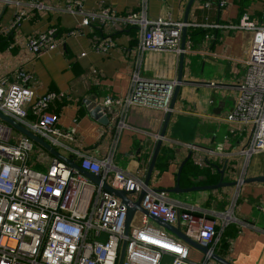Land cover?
Wrapping results in <instances>:
<instances>
[{"label":"crops","instance_id":"obj_1","mask_svg":"<svg viewBox=\"0 0 264 264\" xmlns=\"http://www.w3.org/2000/svg\"><path fill=\"white\" fill-rule=\"evenodd\" d=\"M67 1L0 0V33L5 30L12 38L9 46L0 43V75L24 68L32 74L30 85L34 96L48 91L61 94L51 107L57 117V126L74 129L73 140L62 139L67 147L58 149L61 154L69 156L71 152L78 151L102 159L114 146L113 168L144 179L165 112L157 107L118 104L117 109L124 112V117H121L123 126L115 134L111 128L92 118L84 104L89 96H96L98 102L105 97L120 101L128 94L130 73L138 56L135 30L116 29L111 25L105 28L93 23L90 27H82V33L66 37L53 50L33 54L28 48L27 38L32 34L55 26L62 29V34L80 25L78 15L62 11ZM187 1L147 0V17L182 22ZM138 2L82 0V6L96 10L100 5H108L117 14H122L136 8ZM202 2L194 0L188 13L183 65V77L187 82L178 92L150 177L149 187L155 190L174 187L178 168L188 158L185 146L173 144L172 140L196 144L200 148L220 144L226 154L210 159L220 161V165L228 159V165H234L235 172L224 173L225 181L238 178L243 167L245 177L264 175V152L252 155L245 166L244 158L235 152L246 144L248 134L227 118L235 102V86L242 76L251 34L245 30L189 25L193 22L221 25L236 22L241 6L258 24H263L264 0H226L219 9L215 6L204 9ZM37 3L42 6H36ZM18 15L21 16L19 21L12 26ZM196 27L207 29V33L202 37L196 33L190 35ZM94 35L110 37L112 45L107 51L92 48L91 37ZM177 67L178 55L174 52L145 51L141 54L140 74L143 77L175 79ZM209 82L215 85L209 86ZM42 149L36 143L29 160L32 168L41 171L49 165L51 155ZM195 153L199 157L206 156L201 149ZM190 161L195 164L191 158ZM207 165L202 163L198 166L203 168ZM203 178L191 177V180L196 183ZM138 193L132 195L133 199ZM166 196L181 208H190L194 213L208 217L230 213L232 219L229 223L235 224L239 231L226 240L227 249L222 254L215 250L217 240L214 252L232 264H264V182L243 183L217 190L166 192ZM142 215L136 211L132 219L138 221ZM149 221L165 238L161 243L173 246L179 241L171 232L153 220ZM168 240L172 242L168 243ZM203 254L188 245V259L198 261ZM170 260L167 255L162 258L164 264H169Z\"/></svg>","mask_w":264,"mask_h":264},{"label":"built area","instance_id":"obj_2","mask_svg":"<svg viewBox=\"0 0 264 264\" xmlns=\"http://www.w3.org/2000/svg\"><path fill=\"white\" fill-rule=\"evenodd\" d=\"M225 4L226 0H219L217 7ZM201 6L204 9L212 7L208 0H203ZM146 10L147 0H139L136 8L122 14H117L108 5L87 10L82 6V0H68L62 11L80 17L77 28L56 36V29L49 27L27 38L29 50L39 54L53 50L66 37L82 33V27H90L93 23L105 28L111 25L116 29L135 30L138 56L130 73L128 94L120 101L112 97L96 101L102 107V113L109 116L108 128L115 134L123 126L121 117H124V112L117 109L118 104L125 107L139 104L166 112L176 85V78L143 77L140 60L145 51H170L179 55L183 23L163 17L149 19ZM20 15L12 26L19 21ZM189 25L245 30L251 34L242 76L235 86V102L227 116L248 134L246 144L235 152L247 165L252 155L264 152V23L258 24L244 12L237 22L224 25L193 22ZM2 33H6L5 30ZM111 45L109 36L91 37L94 50L107 51ZM31 81L32 74L24 68L0 75V111L44 138L55 149L66 148L62 139L73 140L74 129L59 128L56 114L51 109L61 94L48 91L34 96ZM29 111L31 119L28 118ZM171 143L185 146L189 158L198 165H206L211 157L226 154L220 144L200 148L178 140ZM35 145L28 136L0 119V264H117L124 240L126 248L122 264H164L162 258L166 255L171 258L169 264H219L211 258L210 252H214L219 232L231 221L230 213L212 217L197 214L169 200L165 191L148 187L141 200L147 215L143 214L138 221L132 219L125 234L126 207L118 197L53 155H50L45 170L32 168L29 160ZM197 149L206 156L199 157L195 153ZM113 151L114 146L102 159L78 151L71 153L75 160L78 159L80 168L100 175L101 180L107 181L112 174L109 181L113 187L140 192L144 188L143 179L114 169ZM244 173L245 167L238 179L244 178ZM149 216L172 225L179 224L189 238L207 245L210 252L204 253L198 261L188 259V244L179 238L173 246L161 243L165 238L150 225ZM170 242L172 240H168Z\"/></svg>","mask_w":264,"mask_h":264},{"label":"water","instance_id":"obj_3","mask_svg":"<svg viewBox=\"0 0 264 264\" xmlns=\"http://www.w3.org/2000/svg\"><path fill=\"white\" fill-rule=\"evenodd\" d=\"M194 0H188L187 4L185 6V11L182 19L183 26L181 28V43H180V48L181 52L178 55V67H177V75H176V85L174 88V92L168 107V110L165 112V116L163 119V123L160 129V132L158 134V138L148 165V168L146 170L144 179H143V185L144 188L140 190L138 193L136 199H133L132 195L135 194L134 191H126L123 188H115L111 185L109 180H101L100 175H95L92 174L82 168L77 164L75 158L72 155L65 156L61 154L57 149L52 147L49 143H47L44 138L41 136L33 133L31 130L23 126L22 124L18 123L15 121L13 118L3 114L0 111V119L8 124L10 127L16 129L20 133L28 136L30 139H32L35 143H37L40 147H42L44 150L49 152L51 155L57 157L61 161L66 162L70 166L76 168L80 173L85 175L87 178H89L91 181L94 183H101L102 187L109 191L112 195L118 197L121 201L122 204L125 205L126 207V218H125V224H124V233L127 234L129 230V225L130 222L135 214L136 211L142 212L143 214L147 215V212L144 208L141 206V200L142 197L146 193V188L149 187V182H150V177L154 169V164L158 155V151L161 147L162 144V139L165 136L166 128L171 116V113L174 109V104L176 101V98L178 96V92L181 88V85L187 82L184 80L183 77V65H184V54H185V49H186V35H187V23H188V13L189 10L193 4ZM96 96H89L85 98L84 104L86 105V108L89 112V115L94 118L95 120L98 121V123L108 126L109 124V116L107 114L102 113V107L96 103ZM190 157V154L188 155V158ZM219 162L216 161H211L208 162V165H212L215 167V169L219 173V180L214 183V184H203V185H194L190 186L187 188H182L179 185V176H180V171L181 168L184 164L182 162L178 168L177 171V176H176V183L175 186L169 189H156V190H163L165 192H188V191H197V190H217L219 188L223 187H230V186H239L240 184L243 183H249V182H264V175H258V176H250V177H244L242 179H233L229 181L224 180V173L227 171H234L235 172V167L234 165H228V159L224 160L222 163V166H219ZM155 189V188H154ZM151 220L156 222L158 225L162 226L164 229L168 230L171 232L173 235H175L177 238L185 242L186 244L193 246L197 249H199L202 253H208L209 247L203 243H199L191 238H189L184 231L180 228L179 224L178 225H172L167 222L162 221L161 219L154 217V216H149ZM125 248H126V242L125 240L121 244V248L119 251V256H118V261L117 264H122L124 260V254H125ZM210 256L212 259L217 261L219 264H232L229 260L225 259L224 257L220 256L219 254L215 252H210Z\"/></svg>","mask_w":264,"mask_h":264},{"label":"trees","instance_id":"obj_4","mask_svg":"<svg viewBox=\"0 0 264 264\" xmlns=\"http://www.w3.org/2000/svg\"><path fill=\"white\" fill-rule=\"evenodd\" d=\"M208 1L211 3V5L213 7L214 6L217 7L219 0H208ZM238 4H239V6H241V3H238ZM244 12H246V11L241 6L239 15L241 16ZM239 17H238V19H239ZM238 19H237V21H238ZM190 27H192V26H190ZM55 29H56V36H59L61 34L62 29L59 28L58 26H55ZM192 33L199 34L200 37H202L207 33V29H204L201 27H196L194 32L193 31L190 32V35H192ZM11 40H12V38H11V35H9V33H5V34L0 33V43L2 45L9 46V43L11 42ZM28 118H30V119L32 118V114L30 111L28 113ZM218 164H219V166H222V164L221 165H220V163H218ZM212 168L215 169V167L212 165H207L206 167L199 168V166L197 164H193L190 161V158H187L184 161L183 167L180 171L179 185L185 186L187 184V185L191 186L194 184L195 185H203V184H214V183H216L219 179V173L216 169L214 172H212ZM198 176H203L204 177L203 180H199L196 183L192 182L193 180H191V177H198ZM238 231H239V229L235 224L228 223L222 229V231L219 234L218 242L215 245L216 252H218L219 254L224 253V251L227 249V244L225 243L226 240L230 237H234L238 233Z\"/></svg>","mask_w":264,"mask_h":264},{"label":"rangeland","instance_id":"obj_5","mask_svg":"<svg viewBox=\"0 0 264 264\" xmlns=\"http://www.w3.org/2000/svg\"><path fill=\"white\" fill-rule=\"evenodd\" d=\"M111 175H112V174H110V175H109V177H108V180H110V178H111ZM167 231H168V230H167Z\"/></svg>","mask_w":264,"mask_h":264}]
</instances>
